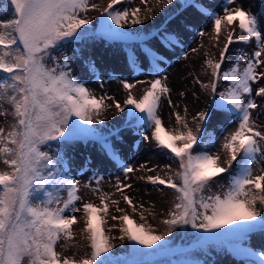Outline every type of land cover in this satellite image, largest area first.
Segmentation results:
<instances>
[{"label": "snow or ice", "instance_id": "obj_1", "mask_svg": "<svg viewBox=\"0 0 264 264\" xmlns=\"http://www.w3.org/2000/svg\"><path fill=\"white\" fill-rule=\"evenodd\" d=\"M133 3L109 0L100 11V28L93 30L88 27V13L101 6L91 0H8L11 17L0 20V118L7 124L0 126V264H122L112 254L113 240L126 239L142 246L132 247L131 254L144 252V248L155 252L169 244L165 236L177 228L191 227L198 237H229L204 245H230L249 233H264V214L257 208H264V126L258 123L259 114L253 115L257 108H264L256 100L264 98V23L237 0H223L219 10H210L196 0H156L158 5L176 7L154 29L128 31L127 25L140 26L154 19L148 0H140L143 10L132 7ZM189 7L213 25L212 34L199 30L196 35L209 36L219 53L204 52L201 73H189L199 85L197 91L210 99L207 108L192 116L195 130L186 119L185 107L184 115L173 112L180 126L173 131L165 127L159 110L162 99H167L170 108L178 105L171 100L168 77L160 71L164 57L148 41L156 40L169 51L182 45L168 24ZM142 11L146 13L143 18ZM183 27L191 31L190 24ZM101 36L137 43L139 52L134 48L126 54L133 76L144 71L141 57L150 64L151 81L137 78L130 82L109 74V80L118 82L127 93L123 103L106 93L97 96L74 75L73 65L81 60L90 76L99 79L95 61L85 58L82 49L74 48L72 55H55L70 43ZM237 43L251 45V50H238L240 54L224 68L230 46ZM199 47L204 48V44ZM142 84L149 86L137 98L133 89ZM179 95L184 97L185 92ZM192 95L200 99L197 92ZM107 101L118 113L127 110V119L103 134L93 126L104 124L102 116L112 106ZM214 112L229 117L219 125L220 136L208 129ZM232 125L235 127L230 130ZM125 128L170 159L171 163L160 169L163 176L157 171L159 166L141 164L137 168L124 162L113 138L123 142ZM79 140L98 142L101 151L119 165L124 180L118 178L114 187L132 212L140 213V220L146 219L143 212L148 210L126 191L133 188L124 182L130 173L141 169L154 173L138 179L151 184L153 191L167 195L166 190H171L172 203L162 221L164 234H154L151 226L137 223L119 206V200L112 199L115 193L101 191L103 177L95 172L92 176L97 186L84 183L82 187L91 191L99 204L83 199L79 194L81 181L71 175V160L66 154V146ZM138 146L131 143L133 150ZM88 164L90 159L78 172L83 174ZM110 204L122 215H110ZM109 215L118 224L106 232ZM80 219L84 223L83 246L88 250L82 255L67 254L70 248L81 247L75 243L74 233ZM112 228H118L120 235H109ZM234 250L248 257H264V252L247 248ZM259 264H264V259Z\"/></svg>", "mask_w": 264, "mask_h": 264}, {"label": "rangeland", "instance_id": "obj_2", "mask_svg": "<svg viewBox=\"0 0 264 264\" xmlns=\"http://www.w3.org/2000/svg\"><path fill=\"white\" fill-rule=\"evenodd\" d=\"M151 1L147 7L153 9L154 19L145 20V23L140 26L127 25L125 30L133 31V29L144 30L147 32L149 29H154L164 19L166 13L173 11L175 5H158L155 0ZM92 3L99 4L101 8L96 11L88 13L91 19V27L93 30L100 28V11L107 5L109 0H91ZM197 3L205 5L210 10H219L223 0H196ZM237 3L242 5L245 10L254 13L259 20L264 23V16L260 12H264V3L261 0H237ZM139 6L142 10L145 9L144 4L140 3V0H134L132 7ZM236 5H231L234 7ZM120 7V6H117ZM145 12L142 11L141 17L145 16ZM11 17V11L8 8V0H0V20H6ZM196 20L202 22V25H197ZM188 23L191 25V31L185 30L183 25ZM169 31H175L178 33L182 45H177L174 50H167L158 41L150 39L148 43L156 48L164 57L163 62L160 64V71L162 75L168 77L166 83L171 87V100L174 105H178L176 108H170L168 106L167 99H162L159 115L164 122V125L169 130H178L179 125L175 122V116L173 112H180L184 115V108L187 107L188 114L186 119L189 125L195 130L196 122L192 120V116L198 111L207 108L210 103V99L207 94L200 93L197 90L199 85L193 83L194 77L189 73L200 74L201 64L204 59V52L209 54L215 53L218 55L219 48L212 47L213 41H210L209 36L199 37L196 32L203 30L206 33L212 34L213 25L208 21L207 17L202 15L196 10V8L189 7L184 9L177 20H173L168 24ZM223 38V33H222ZM204 44V48L199 46ZM74 48H80L83 50L85 58L91 57L95 61L97 68L99 69V79H94L90 76L87 69L84 67L83 61L76 60L73 65L74 75L81 81L85 82L87 86L97 95L108 94L114 96L121 103L127 98V93L123 90L122 86L116 82L109 80V74L122 76L125 79H129L130 82H134L135 79H142L145 81H151L154 77L150 74V64L147 61H143L141 57L144 71L143 73H137L135 76L129 71L126 62V54L132 51L134 48L139 52V48L136 42L129 41H110L107 38L101 36L99 38L88 39L86 41H78L75 44H68L64 49L56 52L55 55L60 56L62 53L72 55ZM198 48V53H193L192 49ZM238 50L250 51L251 45L245 46L237 43L233 44L229 48V52L226 54V62L224 68L229 67L233 61L239 55ZM185 54L188 58L184 59ZM159 78V77H157ZM205 82L208 81V77L201 76ZM103 84V87H101ZM148 84L137 85L133 89V95L139 98L144 90L148 87ZM185 92V96L181 97L179 92ZM193 92H197L200 99L197 100L192 95ZM256 100L264 104V98L256 97ZM109 105H112L111 101H107ZM126 112L118 113L112 105L102 116L104 124L94 125L103 134H107L110 129L118 128L124 124L127 119ZM259 114L258 123L264 126V108H257L253 115ZM229 117L224 116L221 113L214 112L212 120L208 123L209 131L215 132L217 136H220L219 125L226 123ZM0 126L7 127L3 118H0ZM235 125L230 126L232 130ZM264 130V127H262ZM123 136V142L117 141L113 138V144L120 151L125 163H129L134 167L139 168L141 164H147L149 167H157V171L160 175H164L165 172L160 171L164 169L166 164H170V159L160 150L156 149L153 145H150L136 136L130 129L125 128L121 132ZM131 143H138V148L133 150ZM218 147V145H217ZM54 151V149H53ZM215 151V149H213ZM66 154L71 160V175L81 181L80 195L86 201H91L99 204V200L94 196L91 191L84 189L82 185L84 183H90L91 187H96L95 178L92 176V172H95L98 176L103 177L99 187L103 192L115 193L112 199L120 201V207L124 208L127 213L136 220L137 223H143L145 226H151L154 229V234H164L166 231V225L162 223L163 219L167 217V211L171 206L172 197L171 190H166L167 195L153 191V186L146 183L143 180L138 179L140 176L153 175L143 169L130 173L129 178L125 180L126 183L133 185L132 189H127V193L134 199V202L143 203L144 208L148 211H144L143 214L146 217L145 220H140V213H133L132 209L127 206L123 201L122 196L116 191L114 185L117 179L124 180L123 173L119 169V165L101 151V146L98 142L88 141H75L71 145L66 146ZM90 159V164L87 166V170L81 174L78 169L84 167L86 161ZM173 169L176 165H172ZM166 171V170H165ZM227 175V174H225ZM162 187V186H161ZM116 206L110 204V215H122L115 211ZM257 208L264 214V208L257 205ZM81 217V213L76 214ZM109 217H106L108 223L105 225L107 229L113 225L118 224L117 221H112ZM84 227L83 220L74 225V233L76 236L75 243L81 245L79 248H70L69 253L76 252L77 255H82L88 249L84 245V241L81 236V229ZM109 235L119 236L118 228H112ZM201 235H209L208 233H201ZM228 236L224 237H198L195 230L191 227L177 228L173 231L171 236H165V240L169 242L163 248H158L157 251L152 252V249L144 248V252H138L131 254V248H142L140 245H135L125 240H113L115 245L113 248V255L122 262L128 261L129 264H259L261 257L259 255L254 257H248L237 254L235 248H247L255 253L264 252V233L256 231L249 233L244 239H237L231 242V244L225 245H204L210 241H221L228 239ZM70 244L73 242H69ZM160 243H164L161 241ZM155 247V246H154Z\"/></svg>", "mask_w": 264, "mask_h": 264}, {"label": "bare ground", "instance_id": "obj_3", "mask_svg": "<svg viewBox=\"0 0 264 264\" xmlns=\"http://www.w3.org/2000/svg\"><path fill=\"white\" fill-rule=\"evenodd\" d=\"M155 1H156V0H155ZM150 2H151V1L148 0V4H149ZM148 4H147V5H148ZM144 6H145V5H144ZM220 7H221V6H220ZM220 7H219V9H220ZM260 13H261L262 16H264V12H260ZM196 24H197V25H202V22L199 21V20H196ZM234 26H235V25H234Z\"/></svg>", "mask_w": 264, "mask_h": 264}]
</instances>
